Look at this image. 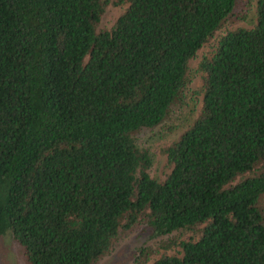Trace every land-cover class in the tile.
I'll return each mask as SVG.
<instances>
[{"label": "trees", "instance_id": "obj_1", "mask_svg": "<svg viewBox=\"0 0 264 264\" xmlns=\"http://www.w3.org/2000/svg\"><path fill=\"white\" fill-rule=\"evenodd\" d=\"M119 1L98 30L101 0H0V237L25 264H95L143 224L179 255L132 264H264V0L198 63L161 181L132 134L181 102L239 0Z\"/></svg>", "mask_w": 264, "mask_h": 264}, {"label": "rangeland", "instance_id": "obj_2", "mask_svg": "<svg viewBox=\"0 0 264 264\" xmlns=\"http://www.w3.org/2000/svg\"><path fill=\"white\" fill-rule=\"evenodd\" d=\"M101 1L103 10L97 24L98 30L108 29L125 7V4L119 0ZM253 1L239 0L232 15L222 23L214 35L201 45L188 61L181 102L169 108L158 125L140 129L132 134L136 146L146 149L149 153L151 163L147 171L153 179L161 181L168 173L169 165L165 158L164 148L178 137L198 111L201 95V73L197 69L198 63L203 57H208L211 54L217 39L225 32L237 27L248 28L252 26ZM190 235L183 233L181 239H187ZM170 236L150 237L143 224L127 231H119L111 249L95 264H132L136 255L145 251L144 254L148 256L149 261L162 253L179 255L178 248L172 247L164 250L160 247L162 242L166 240L165 237L171 238ZM0 264H25L20 247L8 235L0 237Z\"/></svg>", "mask_w": 264, "mask_h": 264}]
</instances>
